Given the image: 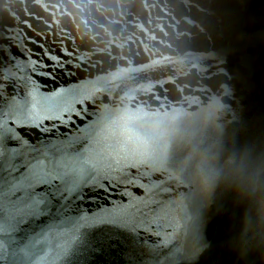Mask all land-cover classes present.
I'll return each instance as SVG.
<instances>
[{
    "label": "water",
    "instance_id": "95a60500",
    "mask_svg": "<svg viewBox=\"0 0 264 264\" xmlns=\"http://www.w3.org/2000/svg\"><path fill=\"white\" fill-rule=\"evenodd\" d=\"M242 151L264 159V0H0V264H264L252 203L200 182ZM12 156L59 169L42 209Z\"/></svg>",
    "mask_w": 264,
    "mask_h": 264
},
{
    "label": "clouds",
    "instance_id": "9594fccd",
    "mask_svg": "<svg viewBox=\"0 0 264 264\" xmlns=\"http://www.w3.org/2000/svg\"><path fill=\"white\" fill-rule=\"evenodd\" d=\"M199 174L204 190L225 183L249 200L258 219L264 222V159L253 158L246 151L233 152L223 159L214 158L208 170H200Z\"/></svg>",
    "mask_w": 264,
    "mask_h": 264
},
{
    "label": "snow or ice",
    "instance_id": "6c2138e0",
    "mask_svg": "<svg viewBox=\"0 0 264 264\" xmlns=\"http://www.w3.org/2000/svg\"><path fill=\"white\" fill-rule=\"evenodd\" d=\"M2 157L3 153H0V165L3 164ZM10 163L13 165L10 180V185H14L13 195L19 193V199L28 198L42 209L50 198V190L55 189L57 181L61 178L55 162L37 157L27 163H21L16 156H12ZM92 220L95 222V218ZM87 222L89 218H86Z\"/></svg>",
    "mask_w": 264,
    "mask_h": 264
}]
</instances>
